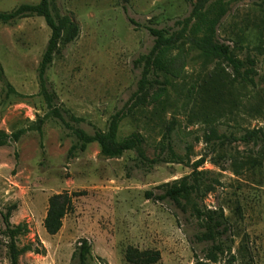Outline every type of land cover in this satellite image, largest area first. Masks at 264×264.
Listing matches in <instances>:
<instances>
[{"label": "rangeland", "instance_id": "1", "mask_svg": "<svg viewBox=\"0 0 264 264\" xmlns=\"http://www.w3.org/2000/svg\"><path fill=\"white\" fill-rule=\"evenodd\" d=\"M188 1L51 0L53 15L79 27L72 43L63 32L45 75L58 105L82 120L70 122L72 127L88 134L106 130L110 116L136 89L135 60L152 46L144 27L176 31L175 22L189 15ZM38 2L0 0V12ZM223 4L215 40L230 45L233 57L245 64L244 79L235 80L223 61L195 49L187 34L178 35L181 78L169 80L162 104L132 108L117 133L119 140L130 134L143 138L145 156L160 160L150 168L131 151L105 158L96 143L68 158L75 137L38 94L37 68L49 28L36 16L0 23V213L16 207L9 223L21 226L19 264H76L82 240L90 246L87 264H128L127 247L158 251L155 264H194L208 246L196 240L195 221L145 193L157 194V186L189 175L201 158L198 170L206 171L214 187L204 204L221 207L228 219L234 264H264V2ZM248 130H256L257 145L218 146L216 138H207L211 131L239 136ZM166 133L169 151L160 148ZM255 154L261 155L256 167L232 165L231 158L243 163ZM64 192L73 196V210L49 236L43 228L47 200ZM3 229L0 215V264H10Z\"/></svg>", "mask_w": 264, "mask_h": 264}, {"label": "trees", "instance_id": "2", "mask_svg": "<svg viewBox=\"0 0 264 264\" xmlns=\"http://www.w3.org/2000/svg\"><path fill=\"white\" fill-rule=\"evenodd\" d=\"M226 0H198L195 4L189 0L191 9L189 15L182 20L175 22L176 31L166 28L144 27L152 38V46L149 51L140 55L135 64L140 69L136 89L123 108L112 114L108 120L105 131L94 130L88 134L80 128L70 125V122L79 123L82 120L69 113L57 102L56 94L51 90L46 81V71L51 66L53 56L58 50L63 32L67 31V43L77 39L79 27L68 17L55 16L51 10V0H39L36 4L23 3L10 11L0 12V23L7 24L18 19L27 17H41L50 30V36L42 53L37 68L38 94L43 99L49 114L58 119L61 124L72 131L75 137V144L68 150L67 157L71 158L74 152H83L86 145L96 143L100 154L105 158H118L124 152L131 151L135 154L136 160L142 167L150 168L160 162L159 159H149L142 151L143 138L139 134L118 139L117 133L120 122L129 114L132 108L143 107L147 103L162 104L168 92L170 79L181 78L184 71L183 54L180 50L179 36L187 34L189 43L206 57H214L223 61L230 69L235 80L244 79L245 64L236 60L232 55L230 45L215 40L216 27L224 14ZM256 3H263L264 0H250ZM133 23V21H130ZM186 35V36H187ZM163 78L162 80L160 78ZM0 80H3V71L0 68ZM154 92L150 95V90ZM204 103V102H202ZM169 133L163 137L165 142L160 145L161 149L169 151ZM17 138V135H14ZM208 140L216 138L217 145L223 146L230 142H241L258 144L256 130H248L239 136L228 134L217 136L214 131L208 135ZM263 154V153H262ZM261 155H246L243 163L238 158H231L232 165L240 168L248 165L256 167ZM204 163L201 158L195 161L189 175L161 184L156 187L157 194L146 192V199L158 202H168L183 214H188L198 226V233L195 236L200 243L208 244L203 251L202 257H196L194 264H218L224 260L227 264H234L235 257L231 254V226L223 213L221 207L209 209L204 204V199L213 192L214 187L208 182L206 171L198 170ZM243 164V165H242ZM73 196L67 192L51 195L47 200V208L43 219V228L49 236L56 235L61 227L63 218L73 210ZM15 205L6 208L0 213L4 225L2 235L7 239L5 247L10 264H19V250L16 245V236L21 231V226H11L9 217L15 210ZM90 252L87 241L82 240L77 247L74 256L76 264H87L86 258ZM158 251H138L135 248L127 247L124 252V260L128 264H155L159 261ZM251 264L253 261H251Z\"/></svg>", "mask_w": 264, "mask_h": 264}]
</instances>
